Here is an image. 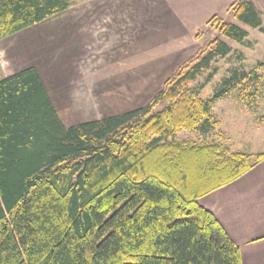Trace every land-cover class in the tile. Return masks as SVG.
<instances>
[{
    "label": "trees",
    "instance_id": "16d2710c",
    "mask_svg": "<svg viewBox=\"0 0 264 264\" xmlns=\"http://www.w3.org/2000/svg\"><path fill=\"white\" fill-rule=\"evenodd\" d=\"M69 5L0 0V39ZM226 12L264 33L251 0ZM210 29L235 43L248 36L214 15L194 39ZM230 51L218 37L207 40L144 106L69 127L33 67L1 79L0 264H242L198 200L259 165L264 151L225 156L216 144L170 141L212 129V106L247 74L233 71L207 100L190 85Z\"/></svg>",
    "mask_w": 264,
    "mask_h": 264
},
{
    "label": "crops",
    "instance_id": "0c3cea01",
    "mask_svg": "<svg viewBox=\"0 0 264 264\" xmlns=\"http://www.w3.org/2000/svg\"><path fill=\"white\" fill-rule=\"evenodd\" d=\"M234 1L82 0L45 19L56 40L35 60L18 59L14 43L0 39V80L33 67L65 127L134 110L197 52V29ZM251 1L264 28V0ZM44 52L49 64L62 57L72 64L40 65ZM198 204L239 247L242 264H264V161Z\"/></svg>",
    "mask_w": 264,
    "mask_h": 264
},
{
    "label": "rangeland",
    "instance_id": "374dc122",
    "mask_svg": "<svg viewBox=\"0 0 264 264\" xmlns=\"http://www.w3.org/2000/svg\"><path fill=\"white\" fill-rule=\"evenodd\" d=\"M67 1L72 5L82 0ZM220 17L222 22L234 23L245 29L248 36L242 43H235L218 36L214 29L207 30L199 40L200 45L218 37L230 46L231 51L224 58L214 60L209 69L198 77L190 88L199 98L207 100L220 88L222 80L230 77L233 71L246 73L247 76L214 103L211 110L213 125L209 132L183 130L170 141L188 145L216 144L225 156L242 153L253 157L264 151V68L258 65L264 64V33L237 22L228 13ZM47 21L39 22L25 29L21 34L6 37L2 41L10 45L14 43L13 51L18 53V59L35 60V57L40 54L38 50L49 49L50 40L53 39L52 43L56 40V33L51 32ZM61 56L64 54L62 53ZM46 58L44 52L38 59L40 62L38 63L43 66L48 65L49 61ZM59 60L57 63L51 61L49 65L52 64L64 70V65L72 64L65 62V57Z\"/></svg>",
    "mask_w": 264,
    "mask_h": 264
}]
</instances>
